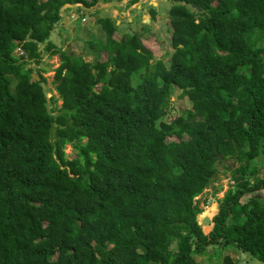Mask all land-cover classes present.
I'll return each instance as SVG.
<instances>
[{"label": "trees", "instance_id": "obj_1", "mask_svg": "<svg viewBox=\"0 0 264 264\" xmlns=\"http://www.w3.org/2000/svg\"><path fill=\"white\" fill-rule=\"evenodd\" d=\"M101 1L0 0V264H205L214 244L264 264V0H170L166 63L109 14L87 42L106 59L62 49L61 9ZM175 88L190 107L167 121Z\"/></svg>", "mask_w": 264, "mask_h": 264}, {"label": "rangeland", "instance_id": "obj_2", "mask_svg": "<svg viewBox=\"0 0 264 264\" xmlns=\"http://www.w3.org/2000/svg\"><path fill=\"white\" fill-rule=\"evenodd\" d=\"M131 0H109L106 2H98L93 7L82 8L81 4L65 5L61 9L62 19L59 22V28L57 31V42L62 49H68L77 55H81L84 60L93 62L94 59L99 58L104 60L107 58L106 52H99L93 47L88 46L89 40L103 41L105 34L101 29L100 24L97 23L96 18L105 14H109L114 17L117 23H121L123 28L114 32L113 37L120 39L123 32L138 33L142 36V42L144 46L150 50L153 54L152 62L156 60H163L167 62L169 56L173 51L170 44L171 24L169 20L168 9L171 5L170 0H137L130 4ZM155 10L156 14L154 18H151L149 9ZM82 17L86 20L83 22ZM127 20H134L127 22ZM54 32H52V37ZM55 36V37H56ZM260 44V43H259ZM20 49L16 50V54H20ZM59 57L57 55L49 56L43 52L39 63H31V66L41 68L42 76L45 78L46 94L50 99V96L57 98V105H61V100L58 99V93L55 90L54 72L59 65ZM36 74L35 72H33ZM179 90L174 89L173 94L169 100L168 110L165 114V119L171 121L180 115L184 110L190 107V102L186 97L180 98L178 96ZM171 139V138H168ZM67 158H73L75 151L70 145H66L64 148ZM226 164L231 166L232 161H226ZM233 166H238V163L233 162ZM218 179L213 183L215 187H219L220 190L215 196L209 195V203L202 205V212L200 213L202 218L198 219V223L203 227V232L208 233L210 230L209 221L214 214V206L219 203L224 196V193L229 188H234L233 180L230 178V171L226 173L219 172ZM257 176L264 178V160L257 168ZM209 191L211 189L209 188ZM255 197L264 199V188L259 189L255 193ZM246 201L241 199V202ZM209 210L210 214H205ZM230 217V216H229ZM225 256H229L231 264H263L260 261L248 258L241 254L233 246L222 247L214 244L206 250L205 254L198 252L193 253V257L197 262H203L205 264H223Z\"/></svg>", "mask_w": 264, "mask_h": 264}, {"label": "water", "instance_id": "obj_3", "mask_svg": "<svg viewBox=\"0 0 264 264\" xmlns=\"http://www.w3.org/2000/svg\"><path fill=\"white\" fill-rule=\"evenodd\" d=\"M66 5H69V6H70V4H66ZM31 76H32L35 80H39V79H40V77H39L38 75L34 74V73H31ZM46 97L48 98V96H46ZM198 219H199V215L197 216V221H198Z\"/></svg>", "mask_w": 264, "mask_h": 264}, {"label": "built area", "instance_id": "obj_4", "mask_svg": "<svg viewBox=\"0 0 264 264\" xmlns=\"http://www.w3.org/2000/svg\"><path fill=\"white\" fill-rule=\"evenodd\" d=\"M83 21H85V18H82Z\"/></svg>", "mask_w": 264, "mask_h": 264}]
</instances>
